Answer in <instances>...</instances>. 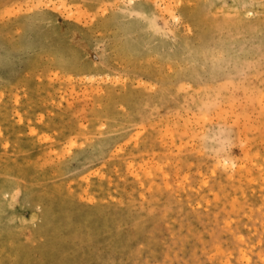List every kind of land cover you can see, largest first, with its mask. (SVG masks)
Instances as JSON below:
<instances>
[{"label": "rangeland", "instance_id": "rangeland-1", "mask_svg": "<svg viewBox=\"0 0 264 264\" xmlns=\"http://www.w3.org/2000/svg\"><path fill=\"white\" fill-rule=\"evenodd\" d=\"M0 264H264V0H0Z\"/></svg>", "mask_w": 264, "mask_h": 264}]
</instances>
